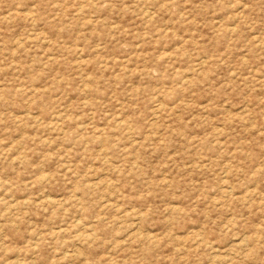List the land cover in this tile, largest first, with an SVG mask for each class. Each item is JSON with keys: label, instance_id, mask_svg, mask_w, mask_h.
Here are the masks:
<instances>
[{"label": "rangeland", "instance_id": "rangeland-1", "mask_svg": "<svg viewBox=\"0 0 264 264\" xmlns=\"http://www.w3.org/2000/svg\"><path fill=\"white\" fill-rule=\"evenodd\" d=\"M0 264H264V0H0Z\"/></svg>", "mask_w": 264, "mask_h": 264}]
</instances>
